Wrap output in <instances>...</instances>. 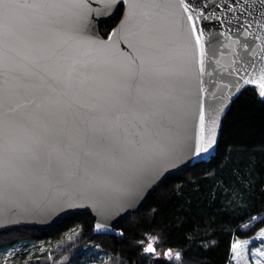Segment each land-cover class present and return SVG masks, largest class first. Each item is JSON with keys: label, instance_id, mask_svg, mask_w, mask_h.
<instances>
[{"label": "snow or ice", "instance_id": "snow-or-ice-1", "mask_svg": "<svg viewBox=\"0 0 264 264\" xmlns=\"http://www.w3.org/2000/svg\"><path fill=\"white\" fill-rule=\"evenodd\" d=\"M101 2L122 17L107 39L90 0H0V226L87 203L102 217L95 231L110 230L108 219L134 208L173 166L227 167L232 148L244 155L250 147L238 141L221 153L218 130L224 101L242 87L258 86L264 103V0ZM224 49L228 84L216 57ZM221 88L228 95L206 119L205 99ZM233 175L240 178L234 197L247 206L256 182L238 162ZM213 214L203 210L201 218ZM144 239L137 248L154 264H196L203 257L189 255L192 247L215 243L199 231L186 237L187 248L157 252L166 237ZM250 243H232L234 264H248ZM253 255L264 264V249Z\"/></svg>", "mask_w": 264, "mask_h": 264}, {"label": "trees", "instance_id": "trees-1", "mask_svg": "<svg viewBox=\"0 0 264 264\" xmlns=\"http://www.w3.org/2000/svg\"><path fill=\"white\" fill-rule=\"evenodd\" d=\"M119 18L120 14L116 13L102 21L98 28L100 34L107 37L105 32H110ZM242 93L232 101L223 118L218 140L221 153L226 146L232 147L243 141L250 145L246 154L241 155L245 149L232 148L227 167L203 163L199 168L190 166L165 178L137 213L126 216L116 226L123 236L94 232V219L89 212H82L64 217L47 230L20 228L4 232L6 243L0 242V248L20 240H52L80 227L83 229L81 241L86 239L97 244L105 253L119 256L125 264H154L155 257L145 259L142 250L137 248L140 241L147 242L145 236L159 237L162 233L166 242L161 247L157 240V252L168 248L177 251L188 247L187 236L205 231L214 235V246L210 249L193 246L189 255L203 257L196 264H227L233 238H249L264 226L260 223L264 220V193L259 191L264 187V103L259 102L257 86L247 85ZM237 162L244 172L251 171V179L257 185L247 206L233 194V187L240 179L233 175ZM211 167H215L213 172L205 171ZM195 190L198 194L194 196ZM208 209L214 214L201 218V212ZM254 216L260 217L248 229H241V225ZM160 260L164 261V257Z\"/></svg>", "mask_w": 264, "mask_h": 264}, {"label": "rangeland", "instance_id": "rangeland-1", "mask_svg": "<svg viewBox=\"0 0 264 264\" xmlns=\"http://www.w3.org/2000/svg\"><path fill=\"white\" fill-rule=\"evenodd\" d=\"M254 217L258 219L260 216ZM252 218L245 221L241 225V229H248L256 220ZM245 224L248 225V228H244ZM261 228L249 238H233L232 240V243L237 239L251 241L248 245V264H255L257 257L253 253L257 248L264 249V244H262L264 238L259 237ZM73 232H79L80 235L74 241L69 242L67 237ZM81 235V228L76 227L52 240H20L13 245L0 248V264H5V262L6 264H125L119 259V256L105 253L97 244L86 241V239L81 241ZM13 249L15 250L13 251ZM9 252L12 254L9 255ZM227 264H234L231 250ZM241 264H244L243 260Z\"/></svg>", "mask_w": 264, "mask_h": 264}, {"label": "water", "instance_id": "water-1", "mask_svg": "<svg viewBox=\"0 0 264 264\" xmlns=\"http://www.w3.org/2000/svg\"><path fill=\"white\" fill-rule=\"evenodd\" d=\"M225 2H226V0H220V3H225ZM90 4H91L93 9L99 10V13H100V14H96V13L93 14V20L96 22L97 29L99 28V24L102 21L108 20L114 15V14H109V12L103 8V4H102L101 0H90ZM121 18L122 17L120 15V18L117 21V23L115 24V26L119 23ZM98 34L102 38L107 39V37L102 36L100 34V32H98ZM120 48L125 52L130 51L128 48V45L124 44V43L120 44ZM223 51H224V55L222 57L220 56L219 52L216 53V57L218 59H220L221 64L224 66L223 68H220L218 70V72L223 73L222 83L228 84V83L234 82V77L227 75V71H228L227 66L231 62V57H230L227 49H224ZM241 74H243V73H241ZM217 78L220 79L219 75ZM254 86H256V85H254ZM244 87H246V86H244ZM244 87H242V89ZM227 95H228L227 89L221 88L219 91H217V97H218L217 99H214L210 94L206 97V99H205L206 119H207L208 108L214 104H216V105L220 104L222 102V98L227 96ZM235 98L236 97L234 96L232 98V101ZM224 103L226 104V107L224 108V112L220 116V129H221L223 118L225 117V115H226V113L229 110L230 105H231V103L228 104L226 101H224ZM220 129L218 130V139H219V135H220ZM198 159L207 160L208 159L207 154H205L203 157L198 158ZM190 166L191 165H184V164H178L176 166H173L172 168L168 169L163 174L162 178L159 181H157V184L160 186L163 183V181L165 180V178H167L170 175L177 174V173L189 168ZM159 186H153V187L156 190ZM155 190H152V188H149L145 192L141 201L134 208L126 209L123 212H121L120 214L109 218L108 219V226H109L110 230L96 232L95 227H94L93 231L96 233H102V234L107 233V234L120 235V231L116 228V226L126 216H128L130 214L137 213L142 208V206L144 205L146 200L150 197V195ZM82 212H89L90 213V215L94 219V226L97 222H100L102 219V217L97 212L95 207H93L91 204L81 203V204L75 205L73 207L60 208V209L56 210L55 212H52L51 214H48V215H38V216L27 217V218H19L14 223H12L8 226H0V233L16 230V229H20V228H34V229H38L40 231L47 230V229L53 227L54 225H56L64 217H67V216L73 215V214H77V213H82Z\"/></svg>", "mask_w": 264, "mask_h": 264}]
</instances>
